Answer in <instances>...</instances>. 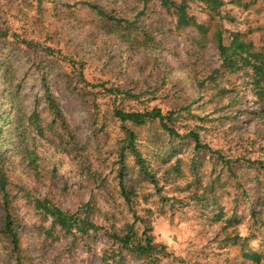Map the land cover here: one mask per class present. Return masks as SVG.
I'll return each mask as SVG.
<instances>
[{"label":"rangeland","instance_id":"1","mask_svg":"<svg viewBox=\"0 0 264 264\" xmlns=\"http://www.w3.org/2000/svg\"><path fill=\"white\" fill-rule=\"evenodd\" d=\"M87 2L127 19L130 40L105 33ZM184 2L188 13L207 26V32L179 25L174 10L166 9L160 0H0V29L8 30V37L0 39V98L9 97L4 90L18 95L14 107L0 108V116L8 112L6 121H18L21 128L20 134L13 133L17 144L6 142L1 147L0 172L7 174L6 191L21 223L25 264H112L114 257L120 264H146L127 251L115 256L117 245L105 234L134 222L139 233L149 228L155 241L167 245L169 254L160 264H264L244 259L239 246L232 244L237 235L248 236L249 248L264 251V225L253 223L244 199L234 204L242 190L214 165L211 158L215 157H198L195 167L199 173L194 176L193 146L176 142L182 175L172 173L161 180L160 195L152 184L131 172L128 184L134 185L136 195L130 205L112 171L120 137L116 120L106 118L107 132L92 135L96 132L90 114L94 103L99 116L111 113L112 100L106 88L120 86L143 92L138 100L124 101L126 107L157 105L178 111L181 132L198 130L204 143L240 159L236 165L244 163L241 157L264 161L260 102L244 71L231 73L220 67L213 40L222 19L228 34L240 31L257 49L264 50V0H244L241 5L224 0L221 18L209 12L202 0ZM2 61L5 67H1ZM80 65L84 83L78 82ZM217 68L220 74L213 81ZM40 77L47 79L45 84ZM45 85L58 97L77 139L88 144L89 170L98 171L101 176L97 179L84 169L86 160L60 150L57 137L48 130L53 117L46 108ZM218 89L227 94L217 95ZM36 119L44 128L43 135L38 133ZM140 134L142 148L148 151L147 129ZM177 158L173 156V165ZM154 168L161 179L165 169L169 170L161 161L154 162ZM238 173L251 204H256L264 196V174L246 167ZM216 176L226 179L221 181L224 185L215 187L218 206L208 209L203 217V204L214 200L211 188ZM3 195L0 188V264H15V255L1 233ZM38 200L72 212L87 208L93 221L104 229L90 236L65 234L59 227H51ZM235 210L238 218L228 222ZM219 212L223 219L213 220Z\"/></svg>","mask_w":264,"mask_h":264},{"label":"trees","instance_id":"2","mask_svg":"<svg viewBox=\"0 0 264 264\" xmlns=\"http://www.w3.org/2000/svg\"><path fill=\"white\" fill-rule=\"evenodd\" d=\"M40 1V0H38ZM147 3L149 0H143ZM162 6L166 9L174 10L178 18V24L183 26H192L198 29L199 32H207V26L197 21V19L190 15L187 11V5L184 2H178L177 0H160ZM237 5L243 4L244 0H232ZM202 3L206 9L215 14L220 15L221 7L224 5V0H202ZM90 9H92L96 18L101 24V28L105 33L115 34L121 40L129 41L132 32L129 31L128 26L131 24L125 18H120L116 15L107 12L103 7L94 2L86 3ZM222 16L220 15V18ZM7 29H0V39L7 38ZM213 40L219 52L221 59V66L226 71L237 72L239 70L244 71L246 76L250 79L251 91L253 96L260 102L258 114L262 119L264 125V50L257 49L253 42L248 41L244 34L240 31H229L224 28L222 19L219 20L216 30L213 34ZM146 44V42H145ZM14 45V44H12ZM51 50V49H50ZM51 53V51H49ZM73 62H78L73 57H70ZM6 63L2 61L1 67H5ZM83 66L80 65L78 71V82L84 83L86 80L84 75ZM220 74V68H217L212 73V80L215 81ZM42 83H46L47 79L40 77ZM88 82H86V85ZM200 86L203 84L200 83ZM110 96L111 113L105 114L97 113L98 105L94 103L92 112L93 124L95 125L96 132L92 133L94 137L99 136L101 133H106L108 130L107 123H104L106 118L112 117L117 122V128L120 134L118 138L117 147L115 150L116 159L113 163L112 171L115 172V176L118 180L120 192L126 201L132 205L134 197L136 195L134 185L128 184V175L133 172L136 173L142 180L148 181L154 186L158 194L161 195V180H167L170 174L175 173L176 176L182 175V158L179 157L178 143L188 142L193 146V161H192V173L194 176L198 174L196 166L197 158L203 155H211L212 160H215L214 165L219 166L220 170L225 171V176L229 179L237 181V187L241 188L242 192L234 199V204L237 205L244 199L246 203L245 210L248 212L253 223L261 227L264 225V196L257 199V203L251 204L249 194L245 190L243 181L240 179L239 171L241 168L246 167L248 169H256L264 174V161L259 159H251L249 157H241L244 160L243 164H238V160L224 155L220 149H213L209 144L204 143L201 134L198 130L190 129L186 132H181V127L177 125L180 113L178 111L168 109L164 110L161 106L154 105L144 109H134L133 107H126L124 101L126 100H138L143 94L133 92L131 89L121 88L120 86L106 88ZM12 91L4 90L3 94H9V97L2 96L0 98V108L4 106L15 105V101L18 95H11ZM217 95H226L225 89H218ZM44 98L46 102V108L50 111L53 120L49 123L48 130L52 132L58 140V148L69 154L78 156L84 161V169L88 174H92L94 178H98V171H90L91 161L87 153L88 144L81 143L76 133L71 129L68 124L67 117L62 111L58 97L50 91L45 85ZM95 102V101H94ZM11 113V112H10ZM8 112H5L0 116V151L1 147L6 142H13L17 144V136L13 133L20 134L19 122L16 123L11 119L6 121ZM12 114V113H11ZM102 119V120H101ZM36 128H39L38 133L44 134V128L38 123L36 119ZM58 125V128H56ZM6 127V128H5ZM147 129L149 136L146 138L147 146L150 148L148 151H144L142 148V139L140 131ZM16 149V146H15ZM173 156L178 158L175 160L174 165L171 163ZM161 161L162 164H167L169 170L165 169V173L161 179L158 171L154 168V162ZM80 165H81V161ZM239 166H243L239 168ZM219 176V174H218ZM96 178V179H97ZM226 180L222 177H215L214 185L211 188V193L214 194L213 201H206L203 204L204 212L202 216H207L208 209H213L218 206V202L215 199L217 197L215 193V187L224 185ZM259 180V179H258ZM200 182L201 179L196 180ZM8 178L7 174L0 172V188L4 192L3 206H4V225L1 233L4 234L8 240L11 248V252L15 260V264H25L22 260L21 253V235L20 226L21 223L15 212L14 206H12V200L7 193ZM247 198V200L245 198ZM163 200H169L163 197ZM37 204L44 210L46 217L51 219V227H59L65 234L76 235L77 232L83 235L90 236L91 232L96 233L99 230H103V226L98 225L91 218L86 209L72 212L70 210H64L59 206H56L47 201L38 200ZM224 214L222 212L215 213L213 220H222ZM238 218L237 211H232V215L227 219L228 222L234 221ZM149 228H145L142 233H139L135 226V222L127 224L126 227L112 232L105 231L108 238L112 239L114 244L117 245L115 252L116 255H122L123 251H127L135 259L142 260L146 264H160V262L168 256L167 245L155 241L154 236L148 232ZM107 230V229H106ZM248 236L237 235L233 240V245L239 246L242 257L246 260L261 263L264 262V251L258 249H252L248 246ZM114 261L112 264H120L119 261Z\"/></svg>","mask_w":264,"mask_h":264}]
</instances>
